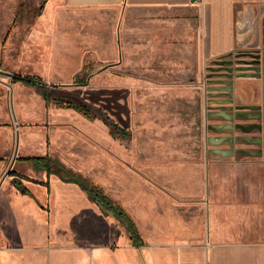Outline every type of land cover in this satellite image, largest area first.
I'll return each mask as SVG.
<instances>
[{
	"label": "rangeland",
	"instance_id": "374dc122",
	"mask_svg": "<svg viewBox=\"0 0 264 264\" xmlns=\"http://www.w3.org/2000/svg\"><path fill=\"white\" fill-rule=\"evenodd\" d=\"M47 1L7 0L0 16V250L9 254L6 264H54L55 256H61L60 264H79L74 255L83 251L88 254L86 264H93L91 251L116 249L118 230H126L114 216H95L98 209L81 189L65 186L55 176L49 189L27 183L37 211L44 215L15 216L35 201L19 199L9 173L16 171L31 181L47 180L26 164L16 165L21 157L48 155L90 178L130 214L148 249L186 236L189 216L173 215L178 201L175 181L181 176L179 168L189 176L190 166L197 168L199 182L205 180L206 72L200 76L195 66L186 64L181 70L135 68L142 61L135 62L125 51L122 10L66 13L67 33L81 39L62 45L60 34L41 21ZM75 14L82 15L84 23ZM133 14L144 18L141 12ZM100 20L104 21L99 29ZM133 26L141 30L139 22ZM96 36L105 37L107 45H97ZM82 74L85 86L76 87ZM17 77H37L78 90L84 97L95 93L103 115L127 127L131 139L113 138L103 120L47 108L34 88L15 82ZM164 193L169 205L166 216L158 206ZM135 252L137 263L146 264L145 249ZM202 259L207 264L205 253Z\"/></svg>",
	"mask_w": 264,
	"mask_h": 264
},
{
	"label": "crops",
	"instance_id": "0c3cea01",
	"mask_svg": "<svg viewBox=\"0 0 264 264\" xmlns=\"http://www.w3.org/2000/svg\"><path fill=\"white\" fill-rule=\"evenodd\" d=\"M6 1L0 0V16L5 13ZM90 10L125 12L122 20L125 51L128 54L131 52L135 62L140 58L142 61L135 68L181 70L182 64H186L195 66L199 75L203 70L207 74L208 161L205 180L199 182L197 168L190 166V175L187 176L186 170L179 168L181 171H177L181 176L175 181L178 201H175L177 206L173 215L189 216L188 234L175 237L172 243L160 244L151 249L146 245L140 248L146 251L143 255L145 263L203 264L202 253H205L207 264H264V0H48L41 21L54 33L60 34L62 45H69L71 39L81 38L74 33H67L70 19L64 15ZM137 12H141L144 18L138 19L133 14ZM75 15L78 18L80 14ZM84 20L82 15L77 19L82 23ZM103 21L100 20L96 27L100 29ZM135 21L141 25L140 31L133 26ZM1 28L0 23V37ZM140 32L141 36H137ZM130 35L133 36L132 41ZM96 37L97 45H107L105 37ZM253 55H259L260 75L251 76L253 71L235 72L230 93L232 101L225 103L222 108H219L218 103L211 102L209 94L220 92L210 88H224L219 81H228L219 76L225 71L215 73L219 68L217 61L228 56L227 60L235 63L242 60L251 62ZM237 66L250 67L235 64L234 68ZM224 96H218L215 100L223 102L226 99ZM224 107L229 110L225 111ZM217 112H225L233 120L228 121L223 116L213 117L212 114ZM225 125H233L234 128L221 133L212 129ZM239 125H258L261 130L255 128L245 133L236 128ZM221 139L226 140L219 145L212 142ZM214 150L231 153L224 156L213 153ZM165 174L167 176L164 180L169 179L167 171ZM28 182L25 185L31 196L22 195L11 185L19 193L20 200L35 201L29 203L30 209L21 210L15 216H25L27 213L43 216V213L37 211L38 203ZM47 182L48 187L30 183L49 189L50 179L48 181L47 178L43 183ZM62 184L76 186L80 190L77 185ZM80 191L88 200L87 195ZM165 195L158 200L160 214L163 216L167 215L169 208ZM94 206L98 211L93 214L103 216L99 207ZM181 220L185 225L186 221L183 218ZM118 231L116 249L99 248L91 251L93 264H138L135 251L139 248L133 247L126 230ZM87 256L86 251L74 255L79 264H86ZM59 258L61 256L52 259L54 264H60ZM8 260L9 254L0 250V264H6Z\"/></svg>",
	"mask_w": 264,
	"mask_h": 264
},
{
	"label": "trees",
	"instance_id": "16d2710c",
	"mask_svg": "<svg viewBox=\"0 0 264 264\" xmlns=\"http://www.w3.org/2000/svg\"><path fill=\"white\" fill-rule=\"evenodd\" d=\"M85 81L86 75L82 74L76 78L75 86H85ZM15 82H20L27 87L36 89L47 107L72 110L90 121L103 120L108 125L110 135L113 138L123 140L131 139V131L127 127H122L120 124L110 119L108 115H103V110L100 106L101 102H99L100 98H98L95 93L84 97L78 90H69L66 87L48 85L37 77H17ZM108 108L112 110L110 104ZM24 164L30 166L36 173L46 174L48 181L52 176H55L64 184L77 185L87 195L88 200L99 207L103 216H114L126 227L133 247L142 248L145 246L144 240L134 220L118 203L106 195L102 188L95 185L90 178L67 168L59 160L48 155L36 157L28 156L17 159L16 165ZM8 176L11 178V185L22 195L26 196L32 195L25 185L26 181L47 187L49 186V182L31 181L23 178L16 171L10 172Z\"/></svg>",
	"mask_w": 264,
	"mask_h": 264
},
{
	"label": "water",
	"instance_id": "95a60500",
	"mask_svg": "<svg viewBox=\"0 0 264 264\" xmlns=\"http://www.w3.org/2000/svg\"><path fill=\"white\" fill-rule=\"evenodd\" d=\"M243 57H245V55H243ZM253 60L251 62H248V61H245V60H242L240 63H235V61H228L227 58L228 56H225L224 58H222V60L220 61H217V65H218V69L215 70V73H222V71H225L223 72V74H219V76L221 78H227L228 81H224V80H220L219 81V84H223L224 85V88H210V90H217L220 92V94H209L210 97H211V102H215V103H218L220 106L219 108H222L223 105L225 103H230L232 101V94L231 91H232V79H233V76L235 75L234 73L235 72H246V71H253L254 73L251 74V76H259L260 75V68L258 67L259 65V55H253ZM235 64H244V65H247V66H250L248 68H241L239 66H237L236 68H234V65ZM238 75H246V74H238ZM225 95V96H224ZM218 96H224L226 97V99L223 101V102H217V100H215L216 97ZM225 108V107H224ZM220 111H222L223 109H219ZM225 111H228L229 108H225L224 109ZM223 110V111H224ZM213 117H225L228 121H232L233 118L232 117H227L225 112H217L215 114H212ZM234 128L233 125H225V126H221L219 128H212L213 130H215L216 132L218 133H221L223 132L224 130H232ZM236 128L238 129H241L243 132L245 133H248L250 131H252L253 129L257 128L259 130H261V127L258 126V125H253V126H249V127H244V126H236ZM239 139H245V138H239ZM226 139H221V140H218V141H212L214 142L215 145H219L222 141H225ZM229 141H233L232 139H230ZM213 153L215 154H221V155H224V156H228L229 153L231 152H223V151H220V150H214L212 151Z\"/></svg>",
	"mask_w": 264,
	"mask_h": 264
}]
</instances>
